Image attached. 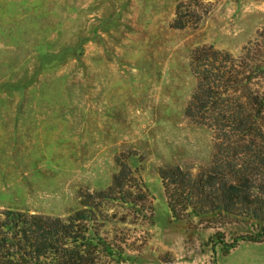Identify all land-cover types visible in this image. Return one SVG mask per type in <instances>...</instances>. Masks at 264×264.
<instances>
[{"label": "rangeland", "instance_id": "1", "mask_svg": "<svg viewBox=\"0 0 264 264\" xmlns=\"http://www.w3.org/2000/svg\"><path fill=\"white\" fill-rule=\"evenodd\" d=\"M262 31L264 0H0V208L67 217L125 165L128 201L90 198L98 264H264L259 222L175 218L159 175L213 157L185 115L193 50L239 55Z\"/></svg>", "mask_w": 264, "mask_h": 264}, {"label": "trees", "instance_id": "2", "mask_svg": "<svg viewBox=\"0 0 264 264\" xmlns=\"http://www.w3.org/2000/svg\"><path fill=\"white\" fill-rule=\"evenodd\" d=\"M182 16L179 5L174 28H186ZM190 70L196 87L185 115L213 131L214 153L197 174L179 165L159 167L169 208L178 219L243 216L264 231V31L239 55L213 45L197 47ZM129 174L121 166L107 189L89 194L67 217L0 208V264H98L104 240L90 198L128 201Z\"/></svg>", "mask_w": 264, "mask_h": 264}]
</instances>
